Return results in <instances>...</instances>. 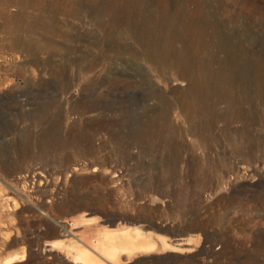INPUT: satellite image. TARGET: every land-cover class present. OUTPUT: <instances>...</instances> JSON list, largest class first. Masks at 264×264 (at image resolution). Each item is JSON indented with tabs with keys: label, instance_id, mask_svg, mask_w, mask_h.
<instances>
[{
	"label": "rangeland",
	"instance_id": "1",
	"mask_svg": "<svg viewBox=\"0 0 264 264\" xmlns=\"http://www.w3.org/2000/svg\"><path fill=\"white\" fill-rule=\"evenodd\" d=\"M55 1L83 6L0 0V264H72L55 249L73 257L74 245L53 235L71 230L89 243L75 229L89 222L172 244L192 238V254L131 264H264L263 125L219 119L220 105L205 137L209 124L188 117L177 91L184 80L146 62L123 29L104 48L87 9L57 13L52 27ZM208 1L246 49L241 57L263 53L264 20L245 0ZM30 15L39 20L33 39ZM145 126L160 137H141Z\"/></svg>",
	"mask_w": 264,
	"mask_h": 264
},
{
	"label": "bare ground",
	"instance_id": "2",
	"mask_svg": "<svg viewBox=\"0 0 264 264\" xmlns=\"http://www.w3.org/2000/svg\"><path fill=\"white\" fill-rule=\"evenodd\" d=\"M255 1L245 0L241 4L243 9L250 11L249 14H258L264 20V0L260 3ZM82 2L83 6L78 3L62 4L57 1L50 3L55 10L54 16H51L54 18L49 20L52 27L57 24V13L73 15L77 10L87 9L96 17L95 25L104 34L105 40L102 43L104 48L107 46L106 41H114L119 30H125L127 38L141 49V55L146 62L159 64L160 69H170L174 77L186 82L185 88L177 91L182 93L184 106L190 110L188 117L192 121L205 120L209 124L200 127L205 137L210 136L212 123L217 116H220L217 110L220 105H223L227 111L222 112L223 116L219 119L243 118L247 126L255 124L264 127V48L261 55L258 54L249 60L241 57L246 53V49L242 48L240 41L237 43L235 41V44L230 41L227 33L228 22L225 19L221 20L217 8L210 5L208 0H83ZM35 3L31 1L30 6L35 7ZM30 16L24 31L33 39L34 26L39 20L35 16ZM231 23L236 26L237 19L234 18ZM44 26L46 28L47 24ZM241 28L244 32L248 30L247 26ZM31 39L28 48L32 45ZM106 50L102 51L104 58L110 56ZM243 107L248 108L246 113L241 111ZM39 113L40 119L44 120L46 109H42ZM139 135L144 138L158 137L159 133H151L145 126L142 127ZM250 145L245 151L252 158L256 149ZM116 222L119 225L127 221L120 218ZM90 224V222L81 224L75 228L89 237V243L80 241L77 233L71 230L65 229V232L53 235L74 245L73 257L70 251H62L58 247L55 249L72 264H131L136 258L151 255H172L163 257L170 260L178 258L176 256L195 252L194 248H190L192 238L172 244L173 241L171 243L167 238L153 237L150 233L144 234L139 228L138 230L119 229L109 233L99 230L97 224ZM158 230L165 232L162 229ZM76 241L81 242L82 246L80 247Z\"/></svg>",
	"mask_w": 264,
	"mask_h": 264
}]
</instances>
